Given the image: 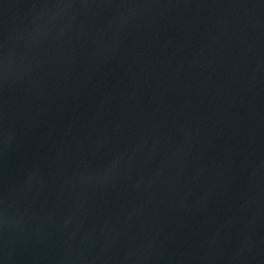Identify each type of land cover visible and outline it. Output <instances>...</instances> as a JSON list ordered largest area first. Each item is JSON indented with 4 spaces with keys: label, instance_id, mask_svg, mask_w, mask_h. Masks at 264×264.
<instances>
[{
    "label": "water",
    "instance_id": "water-1",
    "mask_svg": "<svg viewBox=\"0 0 264 264\" xmlns=\"http://www.w3.org/2000/svg\"><path fill=\"white\" fill-rule=\"evenodd\" d=\"M0 264H264V0H0Z\"/></svg>",
    "mask_w": 264,
    "mask_h": 264
}]
</instances>
